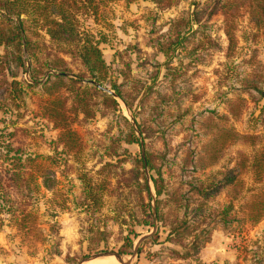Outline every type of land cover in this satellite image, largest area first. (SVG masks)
<instances>
[{
  "label": "rangeland",
  "instance_id": "rangeland-1",
  "mask_svg": "<svg viewBox=\"0 0 264 264\" xmlns=\"http://www.w3.org/2000/svg\"><path fill=\"white\" fill-rule=\"evenodd\" d=\"M102 1L87 22L105 37L98 85L127 105L104 101L41 30L26 28L36 45L22 66L0 46V93L2 78L19 83L14 99L0 96V172L36 166L35 184L6 188L18 219L25 204L31 217L22 229L0 208V264L103 252L131 264H264V216L252 220L264 210V20L239 0ZM57 99L65 121L47 114Z\"/></svg>",
  "mask_w": 264,
  "mask_h": 264
},
{
  "label": "trees",
  "instance_id": "trees-1",
  "mask_svg": "<svg viewBox=\"0 0 264 264\" xmlns=\"http://www.w3.org/2000/svg\"><path fill=\"white\" fill-rule=\"evenodd\" d=\"M151 1L158 6H169L175 0ZM239 2L249 8V12L255 21L264 20V0H239ZM103 4L102 0H0V46L12 47L15 51L13 60L17 66H22L25 63L20 53L22 51L27 52L30 44L36 45L26 36V28L31 27L36 31H43L50 43L54 44L60 52L80 60L87 70L90 81L95 82L91 88L96 92H100L104 101L115 109L118 107L116 98L113 95L102 92L96 86L101 81L100 77L103 76V69L105 68L99 48V43L104 41L105 37L99 29H95L96 34H94L92 27L87 24L89 20L96 24L99 18L101 19ZM6 59L7 54L1 57V60ZM64 63L62 57L57 55L51 63V69L58 71V66L60 67ZM59 72V75H56V79L59 80L57 83L62 84L61 79L64 71L60 70ZM81 80L82 75H77L73 82ZM1 82L5 85V89L0 93V96L5 94V97H1V99H14L15 93L18 92L19 83L15 80L7 81L6 78H2ZM112 90H114V95L127 105L121 93L115 87H112ZM63 107L62 100L52 101L51 106L47 108L49 118H58L60 121H65L66 117ZM66 135L72 136L73 133L66 131ZM4 148L7 152L11 150L8 145H5ZM32 162V159H28V163L22 167L19 163L12 161L10 168H4L0 172V202L2 204H0V208H7L12 213L13 220L16 223L20 221V228L22 229L26 228V223L29 221L31 213L27 211L25 204V209L20 208L22 214L20 215L21 219H18L16 204L20 202L12 201L8 190L21 193L23 189H28L30 184H35L32 174L36 166H32ZM140 163L142 167L148 164L145 155L140 156ZM26 165H28L29 169L26 168ZM31 167H33L32 170ZM232 178L228 177L226 180L230 182L233 180ZM47 182L53 184L54 179H49L46 176L43 186L49 187ZM153 184L155 192L159 193L154 179ZM144 187L148 191L145 177ZM86 195L90 196V198L95 197L90 189H87ZM21 201H24V199L22 198ZM254 204H257V202H254ZM254 211L256 214L252 217V220L256 223L264 216V210L260 213H257V210Z\"/></svg>",
  "mask_w": 264,
  "mask_h": 264
},
{
  "label": "water",
  "instance_id": "water-1",
  "mask_svg": "<svg viewBox=\"0 0 264 264\" xmlns=\"http://www.w3.org/2000/svg\"><path fill=\"white\" fill-rule=\"evenodd\" d=\"M92 84H95L94 81H90ZM99 89L111 94V95H114V93L100 85H96ZM102 257H113L118 263L120 264H131L129 261H125L123 259V257L118 254V253H114V252H103V253H97V254H94L88 258H85L84 260H82V262L80 264H83L85 262H88V261H91V260H94V259H98V258H102Z\"/></svg>",
  "mask_w": 264,
  "mask_h": 264
},
{
  "label": "bare ground",
  "instance_id": "bare-ground-1",
  "mask_svg": "<svg viewBox=\"0 0 264 264\" xmlns=\"http://www.w3.org/2000/svg\"><path fill=\"white\" fill-rule=\"evenodd\" d=\"M126 259H128V257ZM85 264H118V262L113 257H102L85 262Z\"/></svg>",
  "mask_w": 264,
  "mask_h": 264
}]
</instances>
